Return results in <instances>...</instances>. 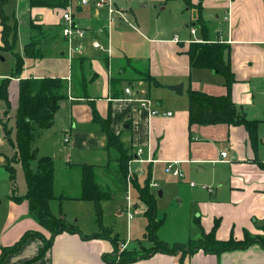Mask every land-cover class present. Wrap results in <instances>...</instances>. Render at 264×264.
Wrapping results in <instances>:
<instances>
[{"label": "crops", "instance_id": "1", "mask_svg": "<svg viewBox=\"0 0 264 264\" xmlns=\"http://www.w3.org/2000/svg\"><path fill=\"white\" fill-rule=\"evenodd\" d=\"M18 2L20 7L25 5V0H16V3ZM135 2H139L143 8L148 10H152L156 5H165L163 11L167 10L169 3H173L176 26L169 35L162 34L160 30H157L156 33L150 35L152 37H146L135 21L139 36L138 39H134L137 43L134 46L125 41L131 40V37L121 35L123 22L117 23L114 28L116 31L113 30L112 33L113 57L111 59L92 46L94 40L100 41L104 45L107 43L106 35L98 33V29L104 28L106 25L105 13L95 10L93 7L74 8L76 23L89 31L85 40V49L79 55H85L91 59L92 71L98 77L91 87V94L94 96L92 101L94 100L98 113L103 118H107L111 114L112 130L116 134H121L122 142L132 146L136 156L139 150L144 151L141 157L147 161L152 160L144 163L147 168L152 167L153 169L154 162L159 165H168L170 162L195 164L198 173L203 174V165L208 163L228 166L225 168L227 173L222 183L217 185L216 191L213 188H211L213 192L202 188L209 192L212 200L204 203L201 206V212L197 214L196 219L201 229V237L203 233L209 234L217 221H219V225L216 237L220 241H227L232 235L237 240H242L245 231L262 234L261 231L256 230L254 225L256 222H259L260 226L264 223V167L261 166L264 165V158L261 156L264 142L262 138L259 135L258 145L254 148L244 127L224 124L190 126L189 101L186 104L178 105L179 100L175 97L181 96L170 91L168 87L183 83L184 94L189 90L203 92L211 96L227 94L226 81L222 75L210 70L194 69L190 66L187 55L189 46L192 42H202L204 36L196 24L201 16L209 25L208 37L214 42L219 41L229 45L230 50L226 53L225 58L230 60L236 77L232 88L233 102L243 109L248 119L258 120L260 126L264 125V100L261 97L264 96V0H204L200 10L192 6L189 7L182 0H120L119 7L133 19H136L133 11ZM190 2L196 6L200 1L190 0ZM180 3L195 10V13L189 14ZM62 10L31 8L30 4L26 8L25 11L30 13V21L27 23L30 40L35 38L38 41V48L42 51L46 47L49 53L41 60H26L25 70L34 68L39 61L47 60L50 57L62 58L59 59L64 60L60 62L62 67H64L65 60H69L66 52L67 42L60 31V28L63 27ZM8 17L10 25L15 19L16 28L19 29L21 22L15 16ZM189 21L190 23H188ZM31 23L41 26L42 33L41 31L38 33L32 31ZM22 25H25V22ZM192 29L196 30L195 35L191 33ZM1 41L2 27L0 25V44ZM59 50H61L60 53H58ZM94 52L100 56H94ZM2 53L5 52L0 54V61L3 63L6 59L1 56ZM106 60H109L110 63L108 64ZM68 67H66L65 73H61V68L56 67L60 73L49 71L50 75L47 73L38 76L32 74L26 75L27 77L23 76V78L56 77L67 80L71 74L69 62ZM110 69H112L111 72H109ZM141 71L149 72L159 85L142 81L140 79ZM0 76L1 78L10 77L1 74ZM113 79L116 81L117 87L112 90ZM131 82L139 86V90L128 85ZM12 85H15L13 96L15 104H12L10 100L13 108V106L18 107L19 80L14 79L10 84V99ZM126 88H132L140 98L150 99L153 88L157 89L156 92L165 89L175 94L174 97L169 96L170 100L174 99L175 103L168 102L165 107L161 97L160 99L155 97L158 100L155 103L160 115L151 117L148 111L127 100ZM90 101L84 99L75 104L72 99H69V102L63 104L56 116L55 125L58 123L62 128L61 132L66 144L65 150H68L65 168L81 169L83 164L102 167L98 163H89L90 161L86 159V153L93 150L97 153H101L102 150L106 151V137L100 125L93 123ZM167 113H172V116H164ZM47 131L45 132L47 133ZM44 133L40 138L44 137ZM220 142L225 143L224 145H227L230 151L227 148L224 149L219 144ZM36 148L39 155L44 157L40 154L39 147ZM7 150L8 146L6 142H1L0 134V166L2 164L4 168L6 158H9L5 155L7 152L9 153ZM9 150L14 156L15 150L12 147ZM223 152L228 153L226 158L222 157ZM106 153L108 154L107 151ZM73 158L75 163H73ZM102 160V158H98L92 161L101 162ZM5 171H7L6 168ZM56 171L57 168L55 169V182ZM7 174L6 181L7 179L10 181L9 173L7 172ZM191 187L199 188L197 185ZM13 189L11 183L10 190L6 195L0 194V255L3 248L14 246L28 232L40 233L45 238H50V233L31 217L26 201L17 204L11 200ZM60 197L67 199L63 195ZM138 210H140L139 203L135 207V211ZM81 233L85 237L94 234H85L82 231ZM42 246L43 243L38 237H31L18 253L8 256L2 264H108L104 256L111 255L114 250L113 244L108 239H83L77 234L63 233L55 238L52 248L43 259L33 261ZM127 248L129 247L127 246ZM179 263L264 264V249L259 245H253L244 251L226 252L221 255L200 251L182 259L181 255L157 253L131 264Z\"/></svg>", "mask_w": 264, "mask_h": 264}, {"label": "trees", "instance_id": "2", "mask_svg": "<svg viewBox=\"0 0 264 264\" xmlns=\"http://www.w3.org/2000/svg\"><path fill=\"white\" fill-rule=\"evenodd\" d=\"M12 0H0V25L2 27V42L0 53L5 52L13 55L15 64L12 76L0 80V100L5 102L6 109L12 108L9 98V87L11 80H19V102L16 113V138L13 141L12 135L4 126L5 137L11 147L15 150L12 159L6 158V170L9 173L10 181L14 187L11 200L17 204L27 202L29 213L40 225L50 233V238H45L40 233H26L14 246L3 248L0 255V264L12 254L18 253L31 237H38L43 246L38 256L33 261L43 259L53 246L55 238L63 233L77 234L83 239H108L113 244V253L104 256L108 264H131L136 261L147 259L157 253L178 256L181 259L194 255L200 251L209 254L221 255L226 252L244 251L253 245H259L264 249V223L259 227L262 234L252 235L245 231L244 239L237 240L233 235L227 241H220L216 237L219 221L209 233L197 240H191L187 244L170 245L161 241L157 233L161 224L159 223L157 211V195L153 190L152 167L147 168L148 177L144 183H140L136 171H132V163L136 157L132 146L122 142L121 134H116L111 128V114L103 118L98 113L94 105L91 87L98 79L92 71V61L85 55L75 57L71 63L70 81L62 78L43 77L23 78L26 60H41L43 58L38 41L35 38L24 47L23 54L16 53L15 47L18 40L16 30L9 23V17L5 13L6 5ZM14 1V0H13ZM70 0H29L31 8L66 9ZM189 7L200 10L204 0H199L198 5H192L190 0H182ZM81 8V7H79ZM62 10V11H63ZM62 15V13H61ZM197 26L204 34L202 42H192L187 51L190 66L194 69L210 70L222 75L225 78L227 94L224 96H211L203 92L194 90L188 91L189 101V125H227L234 127H244L249 134L251 144L257 147L259 141L260 121L247 118L243 109L233 102L232 88L236 82L235 74L232 70L230 60H226V53L229 52V45L212 41L208 34L209 25L200 16L196 21ZM78 25V24H76ZM32 31L42 33V27L31 23ZM60 28V31H62ZM53 40V38H52ZM108 64L109 60H106ZM140 79L150 83H156L149 72L141 71ZM112 80V90L117 86ZM116 96V95H114ZM117 97V96H116ZM69 99L77 103L81 100H91L93 111V123L100 125L105 137V149L108 152L109 160L115 161L118 167L119 180L127 194V185L132 184L137 192V200L145 206L144 216L147 219L145 237L150 239L154 246L142 251H130L128 248L121 252L120 240L117 236H112L111 231L102 227V203L107 199H112L111 190L106 189L98 179V167L95 165L83 164L81 167V196L79 200L90 202L94 206L98 232L85 237L80 229L66 221L64 218L55 216L52 212L51 203L63 197L55 195V164L50 157H41L35 147V140L43 133L50 130L55 125L58 112L63 104H67ZM5 111V114L7 113ZM114 155V156H113ZM20 164L25 172L27 192L20 196L17 193L16 165ZM110 164L106 165L109 167ZM264 167V165H261ZM123 242L122 244H124ZM182 264V263H179Z\"/></svg>", "mask_w": 264, "mask_h": 264}, {"label": "rangeland", "instance_id": "3", "mask_svg": "<svg viewBox=\"0 0 264 264\" xmlns=\"http://www.w3.org/2000/svg\"><path fill=\"white\" fill-rule=\"evenodd\" d=\"M180 4L189 14L195 13V10L189 9L185 4ZM28 6L29 0H25V5L21 7L19 2L16 3V0H12L5 7V13L8 16L12 18L13 16H15L19 20V22H21L20 28H17L16 30L18 37L15 47L16 53H21L23 51L24 45L31 41L29 35V26L27 25V23L30 21V13L29 11H25ZM164 6L165 5H156L152 10H148L147 8H143L139 2H135V4L133 5V11L135 13L136 19H133V17L131 18L129 15L130 19L128 17V21L123 22V26L121 27V35L132 38L131 40L125 41H127L131 45H137L134 39H138L139 33L137 32L138 28L135 21H137V24L140 27V31L146 37H149L151 34L156 33L157 30H160L162 34L169 35L176 26L174 10L175 6L173 3H169L167 6V10L163 11ZM13 20L14 22L12 21L11 25L13 28H15L16 21L15 19ZM23 22H25V25H22ZM188 23H190V21ZM114 28L113 30L116 31ZM0 45V47L4 45L2 41ZM105 47L108 48L107 43L105 44ZM84 49L85 47L79 52H74L69 49V45L67 44L66 52L68 57L67 59L69 60H65V68L60 64V62L64 61L59 60L62 58L50 57L47 60L39 61L34 68L25 70L23 76L27 77L32 74L38 76L44 75L46 73L47 75H50L51 72L49 71H52V73L53 71H57L60 73V71L57 70L56 67L61 68V73H65L66 67H68V62L71 66L72 60L75 57L80 56V52ZM41 52L43 55V59L46 57V54L49 53L46 47H44ZM60 52L61 50L58 51V53ZM100 52L106 54L105 52ZM83 53L85 54V52ZM93 55L96 57L100 56L96 52H94ZM1 56L6 60L3 63L0 61V74L12 76V71L15 64L13 55L2 53ZM111 70L112 69H110L109 72H111ZM10 80L12 82L14 79ZM70 80L71 79L69 76L67 78V81ZM131 83H129L128 85H132L133 87H135V90H139V86H137L135 83ZM14 90L15 85H12L10 90V100L12 104H15L13 98ZM156 90V88H153L151 90L150 97L152 100L158 101L155 97H159V99L161 97L164 103L163 105L165 107L167 106L168 102L171 104L175 103L173 102L174 99L170 100L169 97H174V93H170V91H167L165 89H160L158 93L156 92ZM261 97L264 100V96ZM175 98L179 100L178 105H182L184 103L186 104V102H188V92L183 94L181 97ZM16 107L17 106H13V108L7 110L5 102L0 100L1 142H6L8 146L7 151H9V153L7 152V154L5 155H7L10 159L13 158V155L11 150H9L11 149V145L6 140L4 126L7 125V129L11 133L12 140L14 141L16 138ZM6 110L7 113L5 114ZM61 129L62 128L57 123L51 130L47 131V133L45 132L46 135L44 133V137H38L34 142L35 147H39L41 151L40 154L42 156L50 157L51 159H53V161H55V166L57 168L55 182L56 197H60L61 195L65 196V198L67 197V199H57L52 201V212L55 216H59V218H65L68 223L78 227L83 233L92 234L98 232L94 206L90 202L79 200L82 191L81 169H76L75 167H72V169L69 167L65 168V159L67 158L66 155L68 154V150H65L66 144L64 143ZM259 131V135L264 142V125L260 126ZM203 137L206 136L203 135ZM219 144H221L224 149L227 148L228 151H230L229 147L227 145H224L225 143L220 142ZM94 151L95 150L90 153H86V159H88L87 161H90L89 163H98L99 166H102L98 168L99 182L104 187H106V189L111 190L113 194L112 199H107L102 203V227L107 231H111L112 236H117L119 238L121 244V252L127 249V247L122 248V246L126 245V243L128 244V250L130 251L137 250L141 252L142 248L150 249L154 246V243H152L150 239L145 237V234L147 232L146 226L148 222L143 215V210L145 207L144 204L138 202L137 192L134 190L132 184L128 183L126 194L125 189L122 187V184L118 179V165L111 159L108 161V154L106 153V151L102 150L101 153H97ZM261 156L264 158V148L261 150ZM98 158H102L103 160L101 162L92 161L97 160ZM72 160L73 163L76 162L74 158ZM154 163L155 164L153 167L152 177L153 179L151 183L153 190L157 195V219L161 224L157 233L158 238L163 242H168L170 245H174L176 243H188L190 240L199 239L201 237V229L199 228L197 222L198 220L196 219L197 214L201 212V206L204 203L212 200V198H210L209 196V192H207L209 190H203L202 186L213 188L214 191H216L217 185H219V183H222V180L227 173V169L225 168H228V166L208 163L206 165H203L204 173L199 174L197 165L195 164H175L174 171H178L181 174V176L177 178L173 176L172 172L167 170V166L174 164L173 162H170L168 165H159L157 164V162ZM107 164H110V166L106 167ZM132 165L133 171L137 172L140 183H144V181L148 177L147 167L144 166V163L138 165V163L135 162ZM6 175L8 176L7 171H5V168L1 164V195H6L10 190L11 183L9 179H7L6 181ZM16 176L17 192L21 195H25L27 192V184L25 179V172L21 165L16 167ZM191 183H194L199 188H192L190 185ZM160 192H162L161 197L159 196ZM130 202L133 206L132 209H128V205ZM137 203L140 204V210L135 211ZM130 214L134 215V219L132 221L129 219ZM254 225L256 227V230L260 232V229L258 228L260 226L259 222L254 223ZM251 234L257 235L253 233ZM123 242L125 243L122 245ZM142 253L145 252L142 251Z\"/></svg>", "mask_w": 264, "mask_h": 264}, {"label": "built area", "instance_id": "4", "mask_svg": "<svg viewBox=\"0 0 264 264\" xmlns=\"http://www.w3.org/2000/svg\"><path fill=\"white\" fill-rule=\"evenodd\" d=\"M119 1L120 0H70L68 7L62 11V15H61V19L63 23L62 35L65 38L67 44L69 45V49L74 52L76 51L79 52L81 49H83L85 47L86 36L89 33L88 30L80 27L79 25H76L77 23H76L75 16H74V8L93 7L94 9L98 11L104 12L106 15V25L104 28L98 29V33L106 35L108 48L105 47L104 44H102L100 41H97V40L93 41L92 46L94 49L98 51L105 52L107 54V57L111 59L113 57V47H112L113 28L117 23L128 21V16L126 12L122 8L119 7ZM191 33L195 35L196 30L192 29ZM0 79H2L1 76H0ZM125 94L128 96L127 100L130 103L138 104L141 109L148 111L151 117L160 115V112L158 111L156 107V103L152 99L140 98L134 93V90H132V88H126ZM164 116L170 117L172 116V113L164 114ZM143 154H144V151L139 150L137 152L136 159L133 161V163L136 162L139 164H143V163L152 161V160L147 161L143 159L141 157ZM227 156H228L227 152L222 153L223 158H226ZM175 164L176 163L168 165L167 170L172 172L174 177L178 178L181 176V174L178 171H174ZM131 170L133 171L132 168ZM194 185H195L194 183L191 184V186H194ZM202 188L205 190H209L210 192H213V190L210 187L202 186ZM130 208L131 209L133 208L131 202L128 205V209ZM133 218H134V215L130 214L129 219L132 220ZM126 247H127L126 245L122 246V248H126Z\"/></svg>", "mask_w": 264, "mask_h": 264}, {"label": "water", "instance_id": "5", "mask_svg": "<svg viewBox=\"0 0 264 264\" xmlns=\"http://www.w3.org/2000/svg\"><path fill=\"white\" fill-rule=\"evenodd\" d=\"M168 89L174 92L178 96H182L184 94V84L181 83L179 85L169 86ZM159 196H162V192L159 193Z\"/></svg>", "mask_w": 264, "mask_h": 264}]
</instances>
